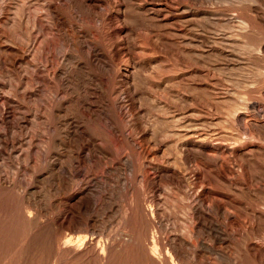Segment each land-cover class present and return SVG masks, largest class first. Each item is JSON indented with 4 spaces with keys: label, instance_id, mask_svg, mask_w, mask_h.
I'll return each instance as SVG.
<instances>
[{
    "label": "rangeland",
    "instance_id": "1",
    "mask_svg": "<svg viewBox=\"0 0 264 264\" xmlns=\"http://www.w3.org/2000/svg\"><path fill=\"white\" fill-rule=\"evenodd\" d=\"M0 264H264V0H0Z\"/></svg>",
    "mask_w": 264,
    "mask_h": 264
},
{
    "label": "bare ground",
    "instance_id": "2",
    "mask_svg": "<svg viewBox=\"0 0 264 264\" xmlns=\"http://www.w3.org/2000/svg\"><path fill=\"white\" fill-rule=\"evenodd\" d=\"M82 242V241H81ZM85 242V241H84ZM74 244V243H73Z\"/></svg>",
    "mask_w": 264,
    "mask_h": 264
}]
</instances>
